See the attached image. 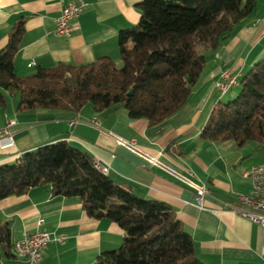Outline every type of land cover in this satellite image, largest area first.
Segmentation results:
<instances>
[{
	"label": "crops",
	"instance_id": "crops-1",
	"mask_svg": "<svg viewBox=\"0 0 264 264\" xmlns=\"http://www.w3.org/2000/svg\"><path fill=\"white\" fill-rule=\"evenodd\" d=\"M69 1L0 0V49L19 19L25 20L22 44L14 57L19 76L105 56L121 61L120 32L138 25V4L144 0H84L87 8L72 34L56 36L55 19ZM256 3V9L235 25L217 49L203 50L206 64L191 97L160 123L131 118L126 108L97 111L91 104L79 111L21 110L19 98L7 92L6 103L0 105V130L9 129L15 143L0 148V165L13 164L41 145L67 141L108 166V175L137 196L167 204L192 236L196 255L204 264H264V226L231 209L239 195L250 194L246 172L264 161V143L248 141L238 146L201 137L213 108L236 96L241 78L264 59V0ZM225 68L236 75L237 84L222 93L217 81ZM195 184L207 187L201 205ZM0 219L10 221L12 229V246L0 264H30L17 255L14 243L24 233L39 229L67 239L49 243L38 264H92L101 253L119 247L124 238L118 223L90 216L80 197L54 194L51 186L0 199Z\"/></svg>",
	"mask_w": 264,
	"mask_h": 264
},
{
	"label": "trees",
	"instance_id": "trees-1",
	"mask_svg": "<svg viewBox=\"0 0 264 264\" xmlns=\"http://www.w3.org/2000/svg\"><path fill=\"white\" fill-rule=\"evenodd\" d=\"M256 0H144L138 25L120 32L121 66L109 57L86 64L59 63L19 76L14 57L25 32L23 18L0 49V105L6 93L18 107L95 110L126 108L131 118L157 124L181 110L206 64L235 25L256 9ZM133 90L131 94L130 91ZM201 137L211 142L264 143V59L248 70L233 100L216 105ZM51 186L52 193L80 197L86 212L124 230L121 245L92 264H204L194 241L165 203L137 196L101 172L86 151L60 140L0 165V199ZM10 221L0 219V258L12 246Z\"/></svg>",
	"mask_w": 264,
	"mask_h": 264
},
{
	"label": "built area",
	"instance_id": "built-area-1",
	"mask_svg": "<svg viewBox=\"0 0 264 264\" xmlns=\"http://www.w3.org/2000/svg\"><path fill=\"white\" fill-rule=\"evenodd\" d=\"M87 8V3L84 0H70L64 7L61 14L55 19V28L53 34L56 36H70L74 30L75 22ZM221 81L218 82V87L222 93H226L236 80V75L229 69L222 73ZM99 124V121H95ZM73 124V123H71ZM15 138L10 133L9 129L0 130V148H7L14 145ZM99 163L98 161H94ZM108 167V166H107ZM109 168V167H108ZM192 175V173L190 171ZM246 176L250 179L252 190L250 194L239 195L238 204L233 205L231 209L234 212H239L242 216L248 218L252 222L264 226V161L253 165L247 172ZM196 200L201 205L204 196L208 193L205 184L197 185ZM43 222V221H42ZM65 235H52L50 232L39 229L33 233H24V235L14 243V248L17 255L26 257L30 264H38L41 259V252L53 241H64Z\"/></svg>",
	"mask_w": 264,
	"mask_h": 264
},
{
	"label": "rangeland",
	"instance_id": "rangeland-1",
	"mask_svg": "<svg viewBox=\"0 0 264 264\" xmlns=\"http://www.w3.org/2000/svg\"><path fill=\"white\" fill-rule=\"evenodd\" d=\"M218 48V47H217ZM217 48H213V49H211V51H214L215 49H217ZM211 56V54L209 55V57ZM210 59H212V56L210 57ZM121 64H122V62L121 61H119L118 63H117V65L118 66H121ZM211 64V63H210ZM228 68H225L222 72H221V74H220V80L219 81H217V84H218V82H220L221 81V76H222V73L225 71V70H227ZM230 70V69H229ZM250 70V69H249ZM247 73V72H246ZM245 73V74H246ZM194 88V87H193ZM238 91H239V87H238V89H237V93H238ZM191 95L192 94H190V97H191ZM15 97H17V98H19V96L18 95H15ZM236 96H234L233 98H231V99H225V102L224 103H226V102H228V101H230V100H233L234 98H235ZM212 110V109H211Z\"/></svg>",
	"mask_w": 264,
	"mask_h": 264
},
{
	"label": "bare ground",
	"instance_id": "bare-ground-1",
	"mask_svg": "<svg viewBox=\"0 0 264 264\" xmlns=\"http://www.w3.org/2000/svg\"><path fill=\"white\" fill-rule=\"evenodd\" d=\"M237 84V81L235 80L234 81V85ZM95 166L101 171L103 172L104 174L108 175L109 174V171L110 169L107 167V166H104L102 164H99V163H95Z\"/></svg>",
	"mask_w": 264,
	"mask_h": 264
},
{
	"label": "water",
	"instance_id": "water-1",
	"mask_svg": "<svg viewBox=\"0 0 264 264\" xmlns=\"http://www.w3.org/2000/svg\"><path fill=\"white\" fill-rule=\"evenodd\" d=\"M130 93L132 94L133 93V90H131Z\"/></svg>",
	"mask_w": 264,
	"mask_h": 264
}]
</instances>
